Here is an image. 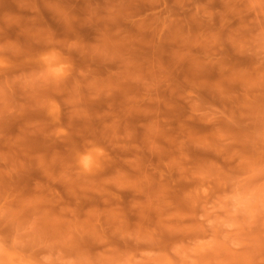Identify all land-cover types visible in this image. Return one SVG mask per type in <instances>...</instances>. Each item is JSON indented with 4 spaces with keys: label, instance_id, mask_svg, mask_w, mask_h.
I'll return each mask as SVG.
<instances>
[{
    "label": "clouds",
    "instance_id": "1",
    "mask_svg": "<svg viewBox=\"0 0 264 264\" xmlns=\"http://www.w3.org/2000/svg\"><path fill=\"white\" fill-rule=\"evenodd\" d=\"M0 264H264V0H0Z\"/></svg>",
    "mask_w": 264,
    "mask_h": 264
}]
</instances>
